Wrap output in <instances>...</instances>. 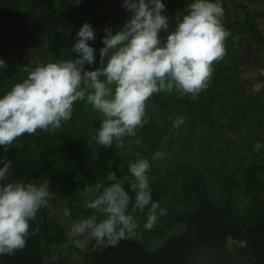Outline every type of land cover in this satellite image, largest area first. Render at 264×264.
Masks as SVG:
<instances>
[{"label": "trees", "instance_id": "obj_1", "mask_svg": "<svg viewBox=\"0 0 264 264\" xmlns=\"http://www.w3.org/2000/svg\"><path fill=\"white\" fill-rule=\"evenodd\" d=\"M116 2L9 1L32 53L25 57L12 50L3 59L7 68L0 69V98L27 78L26 62L35 65L39 59L47 64L77 58L72 48L84 23L95 31V39L88 42L95 49V63L85 64V70L98 68L105 29L115 34L132 16L122 1ZM192 2L162 0L166 5L162 14L171 17L170 31ZM220 2L229 9L228 3ZM230 3L235 7L234 18L229 24L223 23L230 32L225 40L227 54L213 64L206 90L195 100L175 88L154 94L146 105L147 122L136 129L135 136L124 139L123 148L115 141L109 149L96 143L93 137L103 116L86 99L74 103L71 119L62 121L60 128L25 134L14 142L21 148L5 151L0 146V168L11 160V179L37 184L48 180L49 191L55 193L30 222V232L37 226L39 230L27 238L24 249L0 255V264H73L70 255L55 254L57 248L66 252L73 247L81 255V264H264V96L241 84L239 61V45L248 38L261 46L264 58V32L258 28L256 15L248 14L252 4L264 7V0ZM100 6L106 9L104 16L87 13L88 8ZM75 12L83 14L82 18L74 17ZM32 20L36 21L35 34L21 25L26 21L29 26ZM167 34L161 32V39ZM180 114L195 125L174 126ZM157 152L162 156L156 157ZM139 159L150 164L147 175L152 201L167 209L153 230H146L150 206L131 213L135 193L124 180L125 190L132 197L129 213L134 215L139 231L149 235L153 243L144 248L126 237L116 247L101 249L93 240L84 250L75 247L68 226L48 216L49 204L62 206L72 224L93 214L103 219L85 207L90 196L85 187L97 182L108 186L110 172L117 178L131 177L129 165ZM176 225L184 226L185 232L171 235ZM241 243L244 247L236 246ZM154 246L156 250L151 251Z\"/></svg>", "mask_w": 264, "mask_h": 264}, {"label": "clouds", "instance_id": "obj_2", "mask_svg": "<svg viewBox=\"0 0 264 264\" xmlns=\"http://www.w3.org/2000/svg\"><path fill=\"white\" fill-rule=\"evenodd\" d=\"M122 6L132 13L131 19L115 34L105 29V46L100 49V66L95 70H85V64L95 63V49L88 43L95 39V31L88 23L77 32L72 48L77 58L25 67L27 78L0 98V146L5 151L21 148L14 142L25 134L60 128L62 121L71 119L74 103L85 99L103 116L93 137L96 143L109 149L115 141L123 148L124 139L135 136L136 129L147 122L146 105L154 94L175 88L195 100L208 87L213 64L227 54L225 40L230 35L222 23L220 0H194L171 31V17L162 14L166 9L162 0H123ZM161 32L168 33L165 40ZM5 68L0 59V69ZM182 122L177 120L174 126ZM11 165L8 160L0 168V255L25 248L27 238L39 230L37 226L30 232V222L55 196L49 191L48 180L37 184L11 179ZM149 168L147 159H139L129 165L134 180L117 178L110 172L108 186L102 182L86 186L84 192L90 196L85 207L104 218L98 220L93 214L73 223L68 232L72 242L81 250L89 240L101 249L116 247L138 228L129 213L132 197L124 180L135 193L131 213L150 206L144 228L153 230L167 209L152 201Z\"/></svg>", "mask_w": 264, "mask_h": 264}, {"label": "rangeland", "instance_id": "obj_3", "mask_svg": "<svg viewBox=\"0 0 264 264\" xmlns=\"http://www.w3.org/2000/svg\"><path fill=\"white\" fill-rule=\"evenodd\" d=\"M120 1L123 2V0H118L115 4H121ZM171 3L177 0H169ZM215 2V0H213ZM224 2L229 4V9L223 5V2H220L223 10H224V16L222 19V23L229 24L230 20L234 18L235 14V7L230 3V0H224ZM238 3V2H237ZM247 3V2H245ZM231 4V5H230ZM250 7L248 14L256 15L257 18V25L258 28L263 30L264 32V7L259 5H254ZM96 13L97 16H104L106 9L103 6H100L99 9L93 10V8H88L87 13ZM77 18H82L83 14H80L79 12L74 13ZM14 15V14H13ZM13 20V19H11ZM35 20H32L30 25L28 26V23L24 21L21 25L23 28L28 27L30 34H35ZM10 28L8 29L9 36L6 37L4 33H0V58L6 59L11 55L12 50H16L19 53L23 54L25 57H29L31 55V51L29 50L28 46L29 43L27 41L26 33L22 30V28L19 27V22L14 20L12 22H9ZM249 37H251L249 35ZM239 61L241 65V71H240V78H241V84L245 85L247 89L254 93V94H261L264 96V86L261 82H264V58L263 54L261 53V46L257 45L251 38L247 39L244 43V45H239ZM44 64L40 59L38 60L37 64H32L30 62H26V66L28 68H34L37 65ZM206 90V89H205ZM203 90V91H205ZM152 110L156 113V108L154 106H151ZM183 120V124H187V126L192 127L195 124L193 122H189L187 119H185L181 114L177 115V120ZM188 121V123H187ZM139 148L141 149V143H139ZM260 145H257V148ZM48 216L54 218L55 220H59L60 222L66 224L68 228L70 229L72 226V223L69 221L67 211L62 207H56L53 204H49L48 209ZM186 228L181 225L174 226L170 233L171 235L175 234H181L185 232ZM127 237L131 238L132 240L138 242L141 244L144 248H149V245L153 243L152 238L149 235H144L139 231V228H137L134 232L131 234H128ZM75 247H78L76 244H74ZM156 250V247L154 246L151 251ZM65 253L66 256L70 255L72 263L73 264H81V255L79 256V252L76 248L73 247V249L66 250L62 248L55 249V254H61ZM63 254V256H65Z\"/></svg>", "mask_w": 264, "mask_h": 264}, {"label": "crops", "instance_id": "obj_4", "mask_svg": "<svg viewBox=\"0 0 264 264\" xmlns=\"http://www.w3.org/2000/svg\"><path fill=\"white\" fill-rule=\"evenodd\" d=\"M0 1H1L0 2L1 3L0 4V33L2 32L5 34L6 37H8L9 36L8 29L10 28L9 22H12L15 20V18L13 17L14 13L13 11H11V8H10L11 6L9 5V1L11 0H0ZM3 19H5V22L3 21ZM261 83L264 86V82H261ZM236 246L244 247V243L236 244Z\"/></svg>", "mask_w": 264, "mask_h": 264}]
</instances>
